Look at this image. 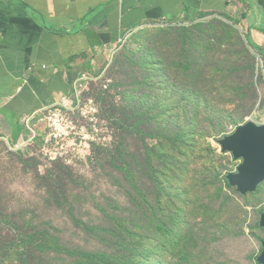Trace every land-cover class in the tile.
I'll return each mask as SVG.
<instances>
[{
	"label": "rangeland",
	"instance_id": "374dc122",
	"mask_svg": "<svg viewBox=\"0 0 264 264\" xmlns=\"http://www.w3.org/2000/svg\"><path fill=\"white\" fill-rule=\"evenodd\" d=\"M224 16L134 27L82 98L86 141L0 144V264H264V182L222 143L264 125V53Z\"/></svg>",
	"mask_w": 264,
	"mask_h": 264
},
{
	"label": "crops",
	"instance_id": "0c3cea01",
	"mask_svg": "<svg viewBox=\"0 0 264 264\" xmlns=\"http://www.w3.org/2000/svg\"><path fill=\"white\" fill-rule=\"evenodd\" d=\"M217 15L264 53V0H0V144L20 150L24 118L101 77L134 27Z\"/></svg>",
	"mask_w": 264,
	"mask_h": 264
},
{
	"label": "built area",
	"instance_id": "2783aa9c",
	"mask_svg": "<svg viewBox=\"0 0 264 264\" xmlns=\"http://www.w3.org/2000/svg\"><path fill=\"white\" fill-rule=\"evenodd\" d=\"M85 89L86 84H75L72 96L26 116L24 123L33 136L20 150L36 147L45 154L57 155L71 146H76L78 140L81 144L82 141L85 142V126L95 122L96 114L92 102L82 98Z\"/></svg>",
	"mask_w": 264,
	"mask_h": 264
},
{
	"label": "water",
	"instance_id": "95a60500",
	"mask_svg": "<svg viewBox=\"0 0 264 264\" xmlns=\"http://www.w3.org/2000/svg\"><path fill=\"white\" fill-rule=\"evenodd\" d=\"M225 151L233 153L236 159H242L239 173L232 176L231 182L238 186L242 194L254 192L264 182V125L248 124L221 145ZM264 226V216L262 218ZM264 263V250L260 256Z\"/></svg>",
	"mask_w": 264,
	"mask_h": 264
},
{
	"label": "trees",
	"instance_id": "16d2710c",
	"mask_svg": "<svg viewBox=\"0 0 264 264\" xmlns=\"http://www.w3.org/2000/svg\"><path fill=\"white\" fill-rule=\"evenodd\" d=\"M221 16H224V17H226V18H228V19H230L228 16H226V15H221Z\"/></svg>",
	"mask_w": 264,
	"mask_h": 264
}]
</instances>
